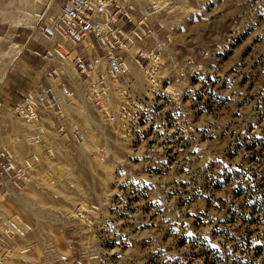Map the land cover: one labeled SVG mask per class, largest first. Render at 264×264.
Masks as SVG:
<instances>
[{
    "label": "rangeland",
    "instance_id": "obj_1",
    "mask_svg": "<svg viewBox=\"0 0 264 264\" xmlns=\"http://www.w3.org/2000/svg\"><path fill=\"white\" fill-rule=\"evenodd\" d=\"M49 1L0 0V264H264V0H166L125 111L78 92L29 121Z\"/></svg>",
    "mask_w": 264,
    "mask_h": 264
},
{
    "label": "built area",
    "instance_id": "obj_2",
    "mask_svg": "<svg viewBox=\"0 0 264 264\" xmlns=\"http://www.w3.org/2000/svg\"><path fill=\"white\" fill-rule=\"evenodd\" d=\"M153 2L62 0L58 16L34 29L44 46L37 68L40 77L14 103L16 112L29 121L37 120L42 107L57 106L66 113L78 92L99 106L102 116L125 111L112 108L111 102L113 95L124 98L125 87L135 80L131 53L137 68L155 71L159 52L170 40L168 30L160 36L163 27L155 18L164 8Z\"/></svg>",
    "mask_w": 264,
    "mask_h": 264
},
{
    "label": "bare ground",
    "instance_id": "obj_3",
    "mask_svg": "<svg viewBox=\"0 0 264 264\" xmlns=\"http://www.w3.org/2000/svg\"><path fill=\"white\" fill-rule=\"evenodd\" d=\"M24 1H25L24 5H27V6H30V5L33 6L34 5V2L30 3V0H24ZM32 1H34V0H32ZM151 1L153 2L154 0H151ZM165 2H166V0H155L153 3H156L162 9L165 6ZM49 3H50V6H53L54 5V0H50ZM34 18L35 17L31 13H29L28 15H24V17L18 23H16V25L17 24L30 25V24L33 23ZM18 27H20V26H18ZM23 27H26V26H23ZM28 28H31V27H28ZM31 29L33 30L32 35H36L35 30L33 28H31ZM23 51H24V47L23 46L14 43L11 46V51L9 52V54H12V56H14V58H15L16 56L21 55V53ZM146 76L151 77L152 76L151 72L148 71ZM150 82L155 83V81H150Z\"/></svg>",
    "mask_w": 264,
    "mask_h": 264
}]
</instances>
